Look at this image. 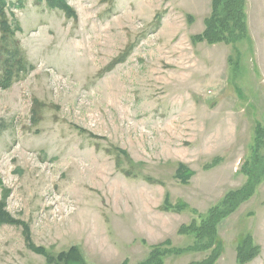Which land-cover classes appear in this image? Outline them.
Here are the masks:
<instances>
[{"label":"rangeland","instance_id":"rangeland-1","mask_svg":"<svg viewBox=\"0 0 264 264\" xmlns=\"http://www.w3.org/2000/svg\"><path fill=\"white\" fill-rule=\"evenodd\" d=\"M65 1L74 16L43 0L4 7L26 67L0 87V202L14 220L0 264H47L33 247L72 245L88 264H137L165 239L184 251L162 264L202 259L179 226L264 167V0H245L234 44L192 38L211 0ZM165 193L184 209L166 210ZM246 235L260 250L244 264H264V175L217 223L214 264H238Z\"/></svg>","mask_w":264,"mask_h":264},{"label":"trees","instance_id":"trees-1","mask_svg":"<svg viewBox=\"0 0 264 264\" xmlns=\"http://www.w3.org/2000/svg\"><path fill=\"white\" fill-rule=\"evenodd\" d=\"M40 1V0H39ZM48 8H58L62 10L66 16H74V10L65 0H43ZM6 0H0V87L6 88L14 78H16L21 70L25 68L22 56L18 47L11 41L14 31L19 29L16 25L12 27L7 20L4 7ZM245 0H211L210 12L204 18V27L201 32L192 36L195 41H205L209 44L213 43H230L234 44L247 36V26L245 20ZM3 51V52H2ZM256 147L259 149L260 128L256 129ZM256 150V148H255ZM243 172L247 175V181L239 188L230 190L222 200L211 206L206 215L200 216L197 223L196 219H192L189 223L182 224L177 229L178 234L192 235L194 243L184 248L194 251L208 250L205 257L199 260H192L188 264H214L216 258L220 254L222 248L221 241L217 236V223L223 217L234 211L238 205L248 199L254 192L256 183L264 175V167L256 168L245 167ZM194 172L184 163H177L174 178L182 184H187ZM164 208L166 210L181 211L184 209L183 202L170 204L169 195L165 193ZM14 220L4 210L3 203L0 202V225L2 223H12ZM169 239L151 245L148 256L137 264H162L163 259L169 254H181L184 249L182 247H174L170 244ZM260 246L253 242L250 235L242 237L236 245V261L238 264H244L253 259L258 253ZM36 253H40L47 264H88L84 259L81 251L76 245L70 246L66 250H61L56 255H52L42 246H35L32 249ZM121 264H128L127 261Z\"/></svg>","mask_w":264,"mask_h":264}]
</instances>
